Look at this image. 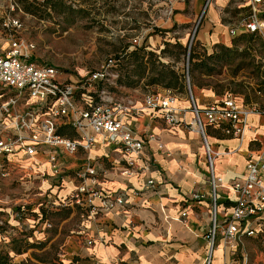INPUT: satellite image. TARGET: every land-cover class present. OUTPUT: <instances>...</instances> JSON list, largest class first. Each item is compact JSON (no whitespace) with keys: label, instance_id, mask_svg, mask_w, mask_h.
Returning <instances> with one entry per match:
<instances>
[{"label":"built area","instance_id":"1","mask_svg":"<svg viewBox=\"0 0 264 264\" xmlns=\"http://www.w3.org/2000/svg\"><path fill=\"white\" fill-rule=\"evenodd\" d=\"M214 1L204 0L201 16ZM236 3L248 11L230 27L231 36L264 32V0H236ZM197 28L198 24L194 35ZM34 48L31 42L11 36L9 46L0 50V178L15 174L28 182L36 174L43 180L49 172L38 169L42 164L38 156L44 155L50 164V174L62 183L65 173L60 163L61 155L74 156L82 150L87 154V162L76 173L79 181L75 189L61 202L79 208L83 218L122 208L126 203L125 195L104 191L97 168L90 158V152L99 139L107 144L118 142L126 156L124 174H137L149 169L138 162L146 142L137 137L133 126L126 120L136 110L134 102L116 98L105 88L114 76L115 59L110 57L100 69L85 77L69 80L62 77L58 67L35 60ZM187 84L189 108L177 105V95L166 90L147 92L143 109L160 113L166 124L171 126L186 121L187 111L192 112V120L187 125L201 134L209 167L211 225L205 264H212L219 238H223L226 248H235L242 236L264 240V150L251 152L247 157L245 176L226 185L215 172V160L225 152L214 150L207 139L205 125H221L225 134L243 140L249 129V116L260 111L255 106L240 105L232 94L201 107L193 96L189 75ZM62 125L72 127L76 135L67 137L59 134L58 129ZM148 139L157 140L159 148L163 149L164 145L156 134H149ZM147 185L153 187L154 180L149 179ZM220 188L236 194L234 205L225 213L223 221L220 217ZM193 196L195 199L206 197L201 193ZM33 204L25 200L13 206L0 205V235L8 233L9 228L15 232L9 222H39L40 218L24 219L17 211L20 206L26 208ZM48 204V201H41L38 207ZM186 216V212L181 214L182 218ZM17 227L22 229V223ZM93 242L88 241L89 244ZM244 257L248 263V258Z\"/></svg>","mask_w":264,"mask_h":264},{"label":"crops","instance_id":"2","mask_svg":"<svg viewBox=\"0 0 264 264\" xmlns=\"http://www.w3.org/2000/svg\"><path fill=\"white\" fill-rule=\"evenodd\" d=\"M171 3L177 10L171 21L175 29L185 30L183 41L186 42L197 26L196 20L202 13L204 0H171ZM235 6L239 8L236 0H215L208 8L205 13L207 19L196 30V39L206 50L211 51L221 43L229 45L230 27L248 11L247 8H239L243 12L238 13ZM234 12L238 20L231 23L229 20L234 17ZM150 38L153 41L151 45H154L159 37L152 35ZM146 93H141L138 100L126 98L132 100L136 108L126 120L133 126L137 137L146 142L138 162L149 169L137 174H124L127 162L121 144L98 140L90 158L97 168L100 186L107 194H124L126 203L115 211L87 218L81 216L79 209L72 207L79 221L76 235L65 236L66 264H205L209 251L211 186L203 138L187 125L192 120L190 110L186 121L171 126L166 124L160 113L143 109ZM207 95L204 101L196 100L199 106H207L217 97L213 90H208ZM176 103L189 108L188 93L184 97L177 95ZM206 130L214 150L225 152L216 158L215 172L226 185L245 176L247 157L251 152L264 150V145L261 146L264 110L249 116V129L243 140L225 134L221 125L206 124ZM149 134L159 137L163 149L159 148L157 140L148 139ZM86 156L82 150L74 156L62 154L60 163L65 178L59 183L50 174L46 157L39 155L42 164L38 169H46L49 174L43 180L35 174L28 182H23L26 191L31 190L34 194L30 202H37L36 208L41 201L58 205L75 189L79 181L76 173L87 162ZM149 179L154 180L153 187L147 185ZM195 193L206 197L195 199ZM219 196L223 221L225 213L234 205L236 194L220 188ZM183 212L187 213L184 218L181 217ZM245 238L259 239L242 236L235 248H226L223 238H219L212 264H248L244 257H247ZM89 240H93V244H89ZM254 264H264V253L263 258Z\"/></svg>","mask_w":264,"mask_h":264},{"label":"rangeland","instance_id":"3","mask_svg":"<svg viewBox=\"0 0 264 264\" xmlns=\"http://www.w3.org/2000/svg\"><path fill=\"white\" fill-rule=\"evenodd\" d=\"M176 12L171 0H0V50L9 46L11 36L31 42L35 46L33 58L58 67L62 77L69 80L85 77L100 69L110 57L120 56L112 81L105 86L116 98L138 100L143 92L163 90L184 97L190 93L189 75L197 101H204L209 96L207 91L213 90L217 96L213 100L232 94L245 106H255L262 113L264 32L231 36L229 45H223L235 47L238 55L230 57L229 64L214 65L213 75L203 73V69L189 72L192 49L203 52L206 48L197 41L195 28L183 41L185 30L175 29L171 21ZM201 14L196 20L198 26L207 19V13ZM232 15L231 23L238 20L235 12ZM152 35L159 37L154 45ZM144 45L146 52L155 55L140 53L138 59L131 56L128 48L135 50ZM159 63L179 74L183 72L185 82L168 87L169 78L155 80L158 75L152 67L155 64L159 69ZM65 133L74 135L71 129H65ZM263 143L264 139L261 146ZM23 182L16 176L0 178V205L32 200L34 194L26 191ZM75 212L71 206L52 211V222H47L50 227L46 222H22L21 230L14 232L9 228L8 233L0 235V251L15 264H66L65 236L76 235L78 229ZM245 242L248 264L263 258L264 240L245 238Z\"/></svg>","mask_w":264,"mask_h":264},{"label":"trees","instance_id":"4","mask_svg":"<svg viewBox=\"0 0 264 264\" xmlns=\"http://www.w3.org/2000/svg\"><path fill=\"white\" fill-rule=\"evenodd\" d=\"M159 31L161 32H168L171 30H167V29H159ZM243 33L239 34L242 35ZM238 36V35H237ZM244 36V35H243ZM145 45L136 48L135 50H131L132 48H128L129 52L131 54V56L133 55L134 57H136L137 59L140 58V53H147L149 55L154 56L155 53L150 51V52H146L145 50ZM165 49L162 50V52L164 53ZM238 55L237 49L235 47H229L223 44H217L214 46L213 52H208L207 50H204L203 52L198 51L196 49H192V53L190 55V59H189V63H190V68H189V72L190 71H196L198 69H203L205 74L207 75H213L215 73V66L214 65H226L229 64L232 59L230 57L233 58V56ZM115 59V65L113 67V71L117 66V62L120 60V56L118 57H113ZM160 64V68L158 69V66L153 64L152 67V71H156L157 73V77L155 78V80L157 81H165L167 78H169L166 86L168 87H173V86H177L179 84H183L185 82V74L182 72V74L177 73L175 70L173 69H169L165 64L163 63H159ZM141 67V65H139ZM219 73V72H217ZM108 84H105V86ZM147 92H156V91H147ZM65 129H71L74 133V135H68L67 133H65ZM58 133L67 137H74L76 134L73 130L72 127H70L69 125H62L59 127L58 129ZM66 206H72L70 203L68 204H64L63 202L59 203L58 205H56L55 203H49L48 205H43V206H39V207H35V205H31L28 206L26 208L23 207H18L17 211L20 213V215L22 216V218L24 219H34L37 220L40 218L39 222H52L50 219V215L52 214V211L58 210L62 207H66ZM77 208V207H75ZM55 209V210H54ZM79 209V208H77ZM23 220V219H22ZM10 223V222H9ZM16 223V224H15ZM15 223H10L15 230H21L19 229L17 226L19 223L22 222H15ZM16 232V231H15ZM0 264H15L12 262L10 256L6 253H3L0 251Z\"/></svg>","mask_w":264,"mask_h":264}]
</instances>
